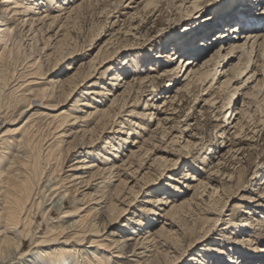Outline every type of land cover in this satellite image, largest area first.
<instances>
[{
	"label": "rangeland",
	"instance_id": "1",
	"mask_svg": "<svg viewBox=\"0 0 264 264\" xmlns=\"http://www.w3.org/2000/svg\"><path fill=\"white\" fill-rule=\"evenodd\" d=\"M228 1L200 0L201 8L185 15L163 1L156 6L143 0L130 4L129 0H66L63 9L48 1L49 9L41 7L47 9L50 19L36 27L31 41H7L14 51L3 63L7 83L0 88V124L4 123L0 127L1 169L7 170L8 160L19 156L26 159L24 168L14 162L8 173L28 174L33 166L42 172V189L56 170L55 177L64 185L59 192L68 190L67 203L50 210L48 222L42 213L55 192L45 187V203L38 210L30 209V228L36 237L34 242L27 240L22 251L39 255L28 254L27 258L33 257L38 264H54L51 260L61 254L77 264H264V114L252 98V90L239 88L229 105L239 113L237 117L245 111L242 132L240 127L230 128L227 116L217 110L227 93L217 91L224 75L208 83L213 86L208 94L202 93L205 86L194 87L191 92L178 93L166 110L158 104L176 79V71L162 74L178 64L176 58L170 59L174 36L179 38L182 28L198 24L211 10L214 14L219 11L216 5L225 7ZM1 9L0 4V15ZM236 60L232 56L225 63V74L232 73ZM87 73L92 75L79 84ZM113 74H121L126 82L114 85L116 80L109 79ZM100 85L114 95H105L98 104L100 96L84 92L89 87L100 89ZM43 88L51 94L45 101L49 107L25 110L29 99ZM113 97L118 99L105 116L95 113L96 108L107 111ZM76 99L79 104L73 106ZM84 101L98 105L80 104ZM61 109L71 116L92 114L78 123L68 115V122L61 123L52 116ZM104 120L108 123L102 124ZM123 127H129L130 133L121 135ZM118 134L125 139L116 142ZM171 137L177 141L170 142ZM106 140L117 150L110 149ZM130 152L132 166L122 168ZM98 167H109L119 176L110 179V172L101 173ZM185 170L189 174L182 176ZM171 183L180 190H172ZM152 196L162 201L170 197L180 212L166 214L170 207L162 202L154 205ZM100 201L104 202L97 204ZM76 209L77 215L63 216ZM82 216H86L84 223L76 222L62 231ZM148 216L153 221L134 223ZM93 222L99 233L93 230ZM81 227L84 232L74 236ZM44 234L57 236V240H45ZM245 237L244 243L239 241ZM40 239L45 242L36 245ZM100 242H104L103 248ZM121 246L125 257L116 258ZM238 258L244 261L236 262ZM16 260L18 254L11 264Z\"/></svg>",
	"mask_w": 264,
	"mask_h": 264
},
{
	"label": "bare ground",
	"instance_id": "2",
	"mask_svg": "<svg viewBox=\"0 0 264 264\" xmlns=\"http://www.w3.org/2000/svg\"><path fill=\"white\" fill-rule=\"evenodd\" d=\"M48 1H55L56 8H65L63 7V4L66 3V0H63L62 2H59L58 0H47V2ZM121 1L122 0H117L118 3H121ZM134 1L135 0H129V2L127 3L130 4ZM143 1H146V4L148 5L152 4L156 6L163 1L165 3H168L170 7H174L175 11H177L180 15H185L186 13L190 14V12H194L202 6L200 0ZM32 2V4H34V7L30 5L31 1L29 0H2L0 2V4L2 5V12L0 15V88H3L2 85L4 86L7 83L6 72L4 71L3 63L5 64L8 62L10 53H13L14 51V45L9 44L7 46V41L11 40L12 42L16 40V42H19V44L21 43V40H24L25 42L27 40L31 41L33 35H35L34 33L36 27L39 24H43L45 20L50 19V13L46 12V8L48 7L49 9L50 7L48 4L49 2L47 3L45 0H32ZM222 4L216 5V9L219 8V11H217L215 14L212 13L213 11L211 10L210 15H206L202 19H199L198 24L195 23L190 26H186L184 29L182 28V30L184 31L179 33L181 35L180 37L178 36L179 38H177V35L174 36L176 38V41L174 43V46L172 45L170 49V59L176 58V60H178V64L174 69L165 68L162 74H166L164 73L166 71H168L167 74H169V72L171 71L172 73H175L176 71L177 73L175 80L178 81V83H175L174 78L172 79L173 81L169 83L172 89H170L167 94L163 96L161 95L162 100L158 104L166 110L167 107H172V105L175 103L174 100L177 99V95H179L178 93L191 92L194 87L205 86L204 88H202V91H204L202 93L208 94L210 90L213 89L212 85L207 86L208 83L210 84L212 81H215L216 79H219L220 76L224 75L226 77L218 84L217 91L222 93L227 91V93H225L226 95L221 98L222 103L220 106H218L217 110L221 111L225 117L227 116L226 119L230 128L238 130V127H240L239 132H242L244 126L241 125V119L245 111H242L240 113L242 117H237L238 112L235 113L229 106L230 102L232 101V96H234L236 92H238L239 88L248 89V87H250V89L252 90V98L255 99L257 104H260L259 111H262V114H264V0H229L226 3L225 7ZM42 5L46 8H42ZM55 17L56 16H52V19H54ZM28 24L29 27L25 29ZM215 29L217 30L215 31L213 36L210 37V39H206L209 33L214 31ZM211 45H213V47ZM209 47L212 48L206 54L201 56ZM183 54L187 55V57L184 58ZM232 56H237V60L232 64V73L228 75L225 74L226 71L223 70V66ZM35 63L36 60L32 61L31 65H34ZM258 64L259 67L257 66ZM259 71H261V73ZM91 75L92 73L85 74L84 78L82 77L80 79L79 84H82V82L88 79ZM260 75V79H257ZM109 79L116 80L113 83L114 85H118V81H122L123 83L126 82L124 77H121V74H113ZM170 79L169 81H171ZM238 81H240L239 85H237ZM179 82L182 83L179 84ZM252 83L253 85L251 86L250 84ZM77 84H75L74 87H76ZM121 85L123 84L121 83L120 86ZM100 86V89H90V87L86 88L84 92L87 95L93 94L100 96V98H96V102H98V104H101L103 102V97L105 95H114V93H111V89H107L103 85ZM47 89L48 88H43L41 92L37 94L33 99H29V101L27 100L28 103L25 110H30L35 106L49 107V105L45 104V101L51 98V94ZM117 99L118 97H113V100H111L107 111L105 109L100 110L96 108L97 110H95V113L98 112L101 113V116H105V114H107L108 111L112 109ZM214 99L215 98H213L211 101H213ZM206 101L210 102L207 99ZM34 102L36 104H33ZM77 104H79L78 99L75 100L73 106ZM80 104H84L92 108H95L98 105H91L89 104V102L85 101ZM65 114H67L66 111L61 109L53 113L52 116L59 118L60 120H62L61 123H64L68 122L67 116L69 115L67 114L65 116ZM91 114V111L87 113V117H89ZM71 117L74 119V122L76 121L77 123L78 121H80L79 119L84 121L87 118L74 115H72ZM249 118H251V116ZM105 123L107 124L108 122H105L104 120L102 124ZM112 123L113 122H111V124ZM157 123H160L159 119ZM2 124L4 123H1L0 127ZM129 129V127L121 128V135L129 134ZM116 139L118 140L116 142H119V140L125 138L118 134ZM176 141L177 139L172 137L170 138V142L175 143ZM92 142L93 140L90 139L89 144H91ZM105 142L109 144L110 149L117 150V147H115L114 144H112L108 140H106ZM184 146L190 147L189 143H186ZM4 153L7 154L8 151L5 150ZM114 156H118L117 152H115ZM4 158L5 161L6 157ZM26 158H28V156H26ZM104 158H106L105 160H108L107 156H104ZM131 159L132 152H130V154L128 155V160L122 163V168L125 165H128L129 167L132 166L133 161H129ZM25 160L26 159H23L19 156H14L13 159L8 160L10 164L9 167H7V170L10 168V166L13 165L14 162L18 163V167L19 165H21V167L24 168L23 165L26 162ZM2 163L3 161L0 162V264H11V260H14L15 255L17 254L19 255V260H16L15 264H21V261H23V264H38L34 263L35 259L33 257L27 258L26 255L32 254V256L36 255L35 257H37V255H39V252L35 251L30 253V251L27 250L22 251V247L24 246L25 242L27 240L34 242L36 237L35 230L30 228L33 224V218L29 216V211L32 207H36L38 210V207L40 208L42 204L45 203L43 201L47 197L45 192L43 193L45 187L46 191H49L50 193L55 192V197L49 202V207H47V209L42 213L44 221L48 222V212L52 209H60L67 203L66 199L68 197V190L67 188H65L61 192H59V189L64 187V185L59 184L61 179H57V177H55L54 173L56 170H53L52 173H50V175L46 179V184L42 189H40L39 182L42 172L40 173L38 169H35L32 166V168H30L32 171L28 174H24L21 171L8 173L7 170L1 169ZM101 163H105V161L102 160ZM97 169L101 173L110 172V179L117 174L113 173V171L109 167H98ZM188 174L189 173H187L186 170L182 172V176H186ZM117 176H119V174H117ZM194 177L195 176H193V179L197 180ZM103 182H105V180ZM170 187L172 190H180L176 184L174 185L171 183ZM163 199L164 201L161 200V197L152 196L150 200L154 203V205L155 202H160L159 204H161L162 202L163 205L170 207L169 210L166 211V214H169L170 216L176 215L178 212H180L179 206L174 205L173 199H171L170 197H163ZM103 202L104 201H100L97 204L101 205V203ZM159 209L164 211L165 207L161 208L160 206ZM77 212V209L69 210L63 213V216L68 217L71 215H77ZM247 213H250V211H247ZM147 218L148 219L137 218L134 220V223L138 225H145L148 221H153V216H148ZM85 219L86 216H82L79 219L72 220L71 223H68L65 227L62 228V231L64 232L65 228L76 222L84 223ZM91 226H93V230L95 232L99 233V226L96 225L95 222H93ZM82 232H84V229L81 227L78 232H74L73 234L74 236H76V233L80 234ZM43 236L45 240H57V238H55L57 236L52 238L46 237L48 236L47 234H44ZM58 236L61 237V234H59ZM102 240L104 241L106 239ZM246 240L248 239H246L245 237L239 241L244 243V241ZM43 242H45L44 239H40L36 241V245ZM99 244L100 248H103V246H105L104 242H100ZM122 246L120 247V249H118L119 253L115 255L116 258H121L124 256L121 252ZM214 250L220 251V249L217 248ZM133 255H138V253L133 252ZM234 260H236V262L244 261L242 260V258ZM51 262H55L54 264H77L78 261L75 259L69 261V259L66 258V255L61 254L59 255L58 259L51 260ZM200 262L201 264H209V262L205 261Z\"/></svg>",
	"mask_w": 264,
	"mask_h": 264
}]
</instances>
